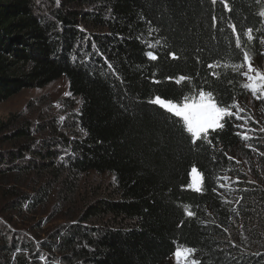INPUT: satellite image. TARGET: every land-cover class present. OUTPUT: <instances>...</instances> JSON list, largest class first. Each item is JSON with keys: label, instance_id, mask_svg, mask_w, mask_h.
<instances>
[{"label": "trees", "instance_id": "trees-1", "mask_svg": "<svg viewBox=\"0 0 264 264\" xmlns=\"http://www.w3.org/2000/svg\"><path fill=\"white\" fill-rule=\"evenodd\" d=\"M227 2L0 0V104L61 78L73 99L58 124L0 120V264H165L177 248L199 264H264V183L238 182L236 206L222 186L248 152L239 120L194 145L180 118L149 103L203 89L234 113L248 96L243 54L264 56V0ZM88 173L112 177L108 197L43 237L19 228L62 175Z\"/></svg>", "mask_w": 264, "mask_h": 264}, {"label": "rangeland", "instance_id": "rangeland-1", "mask_svg": "<svg viewBox=\"0 0 264 264\" xmlns=\"http://www.w3.org/2000/svg\"><path fill=\"white\" fill-rule=\"evenodd\" d=\"M262 52L264 54V41ZM249 59L254 69L264 73V56ZM247 71L248 65L245 64L244 72ZM249 74L255 76V72ZM244 80L247 85L249 82L245 76ZM246 90L248 96L237 105L243 109L239 115L250 118L247 119V122L239 120V124L242 125L240 133L243 137L245 134L250 137L245 139L247 143L244 146L248 152L241 151L236 155L233 167L229 170L228 175L223 178L222 185L225 193L229 195V202L232 206L239 203L240 190L246 187V183H241L239 186V184L237 185L238 182L264 183V131H262L264 129V94L258 90L254 96L249 88ZM64 100H67V103ZM72 100L67 81L65 78H61L41 89L24 90L1 103L0 120L5 121L12 115H21L34 125L43 122L58 124L68 114V104ZM236 112L237 107L235 106L234 113ZM66 134L70 135L68 132ZM42 136L47 137L48 133H44ZM112 183V177L107 174L88 173L78 178L64 174L53 183L51 193L45 204L38 207L32 215H27L22 222L19 221L22 225L19 228L25 231L31 227L37 228L35 233L38 237H43L62 223L74 222L87 205L111 194ZM246 223L251 226L249 221ZM235 224L239 234L244 226L243 219L239 224ZM248 234L240 236V238L252 243ZM165 264H177L175 256ZM180 264H184V261L181 260ZM187 264H192V260L188 258Z\"/></svg>", "mask_w": 264, "mask_h": 264}, {"label": "snow or ice", "instance_id": "snow-or-ice-1", "mask_svg": "<svg viewBox=\"0 0 264 264\" xmlns=\"http://www.w3.org/2000/svg\"><path fill=\"white\" fill-rule=\"evenodd\" d=\"M217 2L218 0H212L213 5H215ZM219 2L224 5V9L226 11L231 10L227 0H219ZM261 15H264V12H262ZM212 21L213 26H215L217 17L213 16ZM229 27L232 28L233 33L236 35V46L239 48L240 33L237 32L236 26L234 24H230ZM252 31L253 30L251 28L247 30L249 37H251ZM146 55L151 60L158 59V55L154 51H149L146 53ZM168 55L174 60L179 58L175 52H169ZM197 59L199 62V58ZM243 60L244 63L248 65V71L242 73V75H244L249 82L247 85H245V87L249 88L254 96L258 90L264 94V73H261L253 68L247 51H245L243 54ZM213 66V64L208 65L209 68H212ZM252 72H255V76L249 74ZM213 75H215V73H213ZM168 79H172V77H168ZM190 79V77L181 75L176 79V82L180 83ZM173 100L174 98L168 99L157 95L153 97L149 103L157 105L175 117H179L183 121L184 130H186V132L191 135L194 145L197 144L198 141H205L211 144L212 141L209 140V130L211 129L213 132H216L218 129H223L227 123L226 118L235 116L237 120H244L245 122H247V119H250L248 117H242L239 115V112L243 111V109H240L238 105H236L237 112L233 113L231 110L233 106H221L214 99L213 93L211 91L206 92L203 89L199 91L198 97H184V103L182 104L174 103ZM236 127H242V125H236ZM262 131H264V129H262ZM243 138L249 139L250 137L245 134ZM190 176H192V183L189 185V187H191L194 191H202V173L195 166H193ZM185 214L190 217L195 216V213L191 211H186ZM192 252L193 250L191 249L177 248L174 252L177 264H180L181 260L184 261V264H187L188 258L192 255ZM192 264H199V262L193 260Z\"/></svg>", "mask_w": 264, "mask_h": 264}]
</instances>
